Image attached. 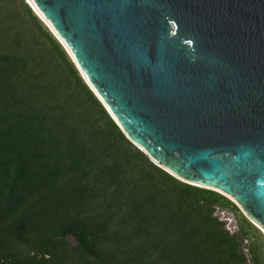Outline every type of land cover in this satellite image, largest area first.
<instances>
[{
	"label": "trees",
	"instance_id": "16d2710c",
	"mask_svg": "<svg viewBox=\"0 0 264 264\" xmlns=\"http://www.w3.org/2000/svg\"><path fill=\"white\" fill-rule=\"evenodd\" d=\"M217 207L238 211L154 165L26 2L0 0V264H264Z\"/></svg>",
	"mask_w": 264,
	"mask_h": 264
},
{
	"label": "water",
	"instance_id": "95a60500",
	"mask_svg": "<svg viewBox=\"0 0 264 264\" xmlns=\"http://www.w3.org/2000/svg\"><path fill=\"white\" fill-rule=\"evenodd\" d=\"M28 1L136 148L264 231V0Z\"/></svg>",
	"mask_w": 264,
	"mask_h": 264
},
{
	"label": "rangeland",
	"instance_id": "374dc122",
	"mask_svg": "<svg viewBox=\"0 0 264 264\" xmlns=\"http://www.w3.org/2000/svg\"><path fill=\"white\" fill-rule=\"evenodd\" d=\"M15 6H16L17 10L20 12L21 16L23 15L24 18H25V20H26L27 22L30 23V21L28 20L27 16H26L25 13H24L23 8L20 6L19 2H15ZM41 23H42V22H41ZM42 25L44 26L43 23H42ZM44 27H45V26H44ZM45 28H46V27H45ZM46 29H47V28H46ZM42 40L45 41L44 38H42ZM228 200H229V199H228ZM230 202H231V201H230ZM226 209H231V208H226ZM231 210H232V209H231ZM232 211H233V210H232ZM233 212H234V211H233ZM234 214H235V217H236V219H237L238 227L234 229V231L232 232V234H233V233H239V224H240L241 221H242L241 216L244 217V218H246L245 216H243V214L241 213L240 210H238L237 213L234 212ZM239 215H240V216H239ZM214 216L218 217L220 221H221V219H223V218H222V215H220V214H216V213H214ZM246 220H247V219H246ZM247 221H248V220H247ZM223 222H225V228H226V230H228V229H227V228H228V221H223ZM248 222L252 225V227H251L250 229L246 230V231H247V233H249V235L252 237V241H253V243L255 244V246L257 247L258 255H259V257L262 259V258H264V241H263L262 232H261L256 226H254L250 221H248ZM230 234H231V232H230ZM239 234H240V233H239ZM68 241H69L72 245L75 244L74 240H72L71 238H69ZM261 241H263V245H262V246H261ZM246 244H247V242L244 241V242H243V247H244Z\"/></svg>",
	"mask_w": 264,
	"mask_h": 264
},
{
	"label": "bare ground",
	"instance_id": "6f19581e",
	"mask_svg": "<svg viewBox=\"0 0 264 264\" xmlns=\"http://www.w3.org/2000/svg\"><path fill=\"white\" fill-rule=\"evenodd\" d=\"M26 2H27V4H29L30 5V3H29V1L28 0H25ZM34 10V9H33ZM34 12L42 19V17L40 16V14L36 11V10H34ZM43 20V19H42ZM44 21V20H43ZM44 23H45V25L46 26H48V24L44 21ZM48 28H49V26H48ZM51 31V30H50ZM52 32V31H51ZM53 33V32H52ZM59 40V39H58ZM61 43H62V41L61 40H59ZM63 44V43H62ZM262 232H263V234H264V231L262 230Z\"/></svg>",
	"mask_w": 264,
	"mask_h": 264
}]
</instances>
